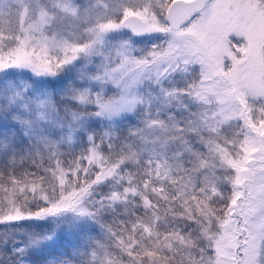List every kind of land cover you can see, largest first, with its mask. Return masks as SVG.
<instances>
[{
  "label": "snow or ice",
  "instance_id": "obj_1",
  "mask_svg": "<svg viewBox=\"0 0 264 264\" xmlns=\"http://www.w3.org/2000/svg\"><path fill=\"white\" fill-rule=\"evenodd\" d=\"M0 264H264V0H0Z\"/></svg>",
  "mask_w": 264,
  "mask_h": 264
}]
</instances>
